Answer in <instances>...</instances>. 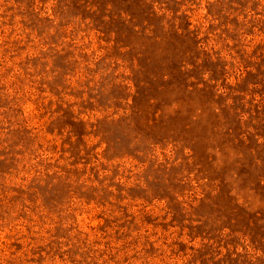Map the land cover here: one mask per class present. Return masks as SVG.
<instances>
[{"label": "rangeland", "instance_id": "374dc122", "mask_svg": "<svg viewBox=\"0 0 264 264\" xmlns=\"http://www.w3.org/2000/svg\"><path fill=\"white\" fill-rule=\"evenodd\" d=\"M0 264H264V0H0Z\"/></svg>", "mask_w": 264, "mask_h": 264}]
</instances>
